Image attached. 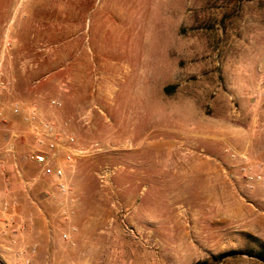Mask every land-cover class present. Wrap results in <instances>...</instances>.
I'll list each match as a JSON object with an SVG mask.
<instances>
[{
  "label": "rangeland",
  "instance_id": "rangeland-1",
  "mask_svg": "<svg viewBox=\"0 0 264 264\" xmlns=\"http://www.w3.org/2000/svg\"><path fill=\"white\" fill-rule=\"evenodd\" d=\"M33 112L76 138L66 191ZM9 142L0 264H264V0H0Z\"/></svg>",
  "mask_w": 264,
  "mask_h": 264
},
{
  "label": "built area",
  "instance_id": "built-area-1",
  "mask_svg": "<svg viewBox=\"0 0 264 264\" xmlns=\"http://www.w3.org/2000/svg\"><path fill=\"white\" fill-rule=\"evenodd\" d=\"M52 103L56 104L57 101L52 100ZM15 111H20L17 105ZM29 116L31 121L35 122L33 131L35 148L29 152L27 157L40 166V171L44 176L53 178L57 186L66 191L67 185L64 181L66 168L71 165L75 156L81 153L76 138L72 134L59 133L54 122L42 119L34 112ZM3 123L5 124L6 121H3ZM17 135L16 131H12V137H17ZM2 150L4 156L0 157V179L8 163L18 167L17 153L13 143L6 144ZM6 205L7 203H4L5 207Z\"/></svg>",
  "mask_w": 264,
  "mask_h": 264
},
{
  "label": "crops",
  "instance_id": "crops-1",
  "mask_svg": "<svg viewBox=\"0 0 264 264\" xmlns=\"http://www.w3.org/2000/svg\"><path fill=\"white\" fill-rule=\"evenodd\" d=\"M10 143V142H9ZM11 143H13V142H11ZM13 145L15 146V144L13 143ZM16 148V147H15ZM17 153V152H16ZM1 156H4V153H3V150L0 148V157ZM17 160H18V156H17ZM17 164H19V160H18V163ZM15 165L14 164H12V163H8L7 165H6V169L4 170V173H3V175H2V177H1V179H0V181H8L9 182V184H10V189H11V196H14V194L16 193V184H15V182L14 181H16V176H17V173L16 172H14L13 170H12V168L14 167ZM19 170H17V172H18ZM18 173H20V172H18Z\"/></svg>",
  "mask_w": 264,
  "mask_h": 264
}]
</instances>
